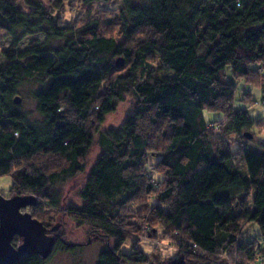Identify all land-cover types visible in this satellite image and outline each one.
<instances>
[{"label": "trees", "instance_id": "trees-1", "mask_svg": "<svg viewBox=\"0 0 264 264\" xmlns=\"http://www.w3.org/2000/svg\"><path fill=\"white\" fill-rule=\"evenodd\" d=\"M67 1L49 0L47 6L43 0H0V41H11L0 53V178H12L14 198L35 203L28 208L44 227L37 214L66 209L79 229L103 238L107 245L97 264H222L220 258L255 264L264 258V142L260 151L241 146L234 152L228 140L214 142L220 122L209 128L206 117L220 114L229 125L220 128L224 137L241 141L262 126L234 109L236 85L223 79L230 68L234 79L263 86L264 103V0H72L88 13L96 3L119 7L116 14L101 11L66 25L56 13ZM38 35L44 43L35 40L19 50ZM52 41L63 44L50 48ZM157 57L168 75L149 74L140 83ZM28 82L41 85L33 94L40 123L30 122L15 103ZM130 95L135 114L102 131ZM144 120L169 131L162 151L139 127ZM96 136L101 156L78 194L80 203L65 208L60 190L86 173ZM153 153L162 181L149 207L144 199L155 190L145 169ZM48 159L63 169L49 172ZM145 211L147 220L133 229ZM143 225L160 227L162 239L174 242L175 257L155 258L139 241L124 254ZM252 225L260 236L245 244L244 231ZM59 239L50 257L25 256L15 264H47L58 251L77 248ZM20 244L15 237L13 246Z\"/></svg>", "mask_w": 264, "mask_h": 264}, {"label": "rangeland", "instance_id": "rangeland-1", "mask_svg": "<svg viewBox=\"0 0 264 264\" xmlns=\"http://www.w3.org/2000/svg\"><path fill=\"white\" fill-rule=\"evenodd\" d=\"M44 3L49 6V0H43ZM57 2H62L63 0H56ZM20 7L26 10V7L23 3H21ZM117 2L115 3H107L100 4L96 3L89 8L90 13L87 10L81 9L79 6H76L72 3V0H68L63 8L56 13L57 16L63 20V24H77L79 19L87 20L95 19L99 12L105 13H114L118 8ZM35 40H40L41 43H44L46 38L44 35H38L35 37H27L20 45L19 50H24L27 48L31 42ZM63 44V42L52 41L49 45L50 48H58ZM11 41L1 39L0 41V53L1 51H7L10 48ZM156 62H152L150 69L140 78V83H144L147 76L149 74L152 75L153 78H164L168 75V73H164L160 71V61L159 58L155 59ZM1 62V59H0ZM260 72V71H259ZM225 77L223 79L226 83H233L236 85V94L233 107L236 111H246L250 118L256 123L262 124L261 128L255 125L254 129L251 130L248 134L253 136V140L247 139L246 141H241L237 136L232 135L228 136V138L224 137V134L220 131V128L223 126L224 130L229 128V125H224L225 120L220 114H207V122L209 123V128H212V124L214 122H220L219 125H216V131L212 138L214 142H218L219 144L225 145V141L228 140V143L231 144V150L237 151L241 146H248L255 151H260L259 143L264 142V103H263V86L261 87H253L245 83L243 80H236L231 75L230 68H227L225 71ZM41 89V85L37 82H28L21 89L20 94L17 96L16 105L20 107V111L24 113L30 122L32 123H40L42 121V117L37 110V105L34 100L33 94L35 91ZM250 95V96H249ZM252 100V103L244 102L245 97ZM135 98L130 95L127 96L126 101L121 103L118 106V109L113 114L107 116L104 124L101 126L102 131H107L110 129H115L121 127L127 118L133 116L136 111V102ZM163 124L158 126L151 125L147 120L140 122L139 127L143 129V132H147V135L150 138V143L153 147H155L156 151H162L163 148L167 144V137L169 135V131L163 128ZM167 129V128H166ZM164 133V137L162 136ZM155 151V152H156ZM102 149L98 144V136L95 138V142L93 147L89 150L87 155L86 162V173L83 175H79L74 179L67 180L62 186L60 192L63 199V205L65 208H69L73 203L79 204L78 194L80 190L85 185V181L87 179L88 174L90 173L92 167L95 165L97 159L101 156ZM158 155L153 153L150 156V165L145 169V175L148 176L153 182V189L155 190L153 195L149 197H145L144 202L146 206L153 207L155 205L156 193L159 191L160 187L157 182H161L162 178L156 174V166L158 163ZM48 165L49 172H58L63 169L64 164L58 161L57 159H48L46 162ZM154 179V180H153ZM13 184V180L10 176L0 178V197L10 200L14 198V194L10 192L11 186ZM143 208H145L143 206ZM147 209V208H145ZM22 213H28L33 215V210L31 208H27L26 210H22ZM70 214L66 209L64 210H52V209H44L40 214H37L36 217H39L44 221L46 225V229L49 231H56L54 235L50 237L60 241L64 240L68 245L76 246L77 248L73 252L67 251H58L55 253L47 264H97L98 256L101 251L106 247V242L103 238H97L95 236H89V228L79 229L73 221L69 218ZM147 212L142 213V218L139 216L134 220V228L141 227L142 223L147 220ZM88 232V233H87ZM149 232H153V235L160 238L152 240L150 239ZM48 233V231H47ZM260 236V231L258 226L252 225L249 226L244 231V242L245 244H249L253 242L252 238H256ZM155 237V238H156ZM163 233L160 227L157 225L154 229H152L149 225L141 228L140 233L134 240H129L122 248V252L124 254H130L132 252L133 242L139 241L142 251L153 256L159 257L160 255L175 257L176 255V246L173 241L170 239H162ZM20 239V238H18ZM21 241V240H20ZM51 256V255H50ZM49 256V257H50ZM220 263L222 264H231L229 258H220Z\"/></svg>", "mask_w": 264, "mask_h": 264}, {"label": "water", "instance_id": "water-1", "mask_svg": "<svg viewBox=\"0 0 264 264\" xmlns=\"http://www.w3.org/2000/svg\"><path fill=\"white\" fill-rule=\"evenodd\" d=\"M117 65L123 66L122 63ZM244 137L253 139L248 133ZM33 204L28 198L6 200L0 197V264H15L23 257L32 255L46 259L52 254L56 240L48 236L42 223L34 220L30 214L21 212ZM15 237L24 240L22 246H13Z\"/></svg>", "mask_w": 264, "mask_h": 264}, {"label": "built area", "instance_id": "built-area-1", "mask_svg": "<svg viewBox=\"0 0 264 264\" xmlns=\"http://www.w3.org/2000/svg\"><path fill=\"white\" fill-rule=\"evenodd\" d=\"M255 264H264V258L263 257H259L257 260H256V263Z\"/></svg>", "mask_w": 264, "mask_h": 264}, {"label": "flooded vegetation", "instance_id": "flooded-vegetation-1", "mask_svg": "<svg viewBox=\"0 0 264 264\" xmlns=\"http://www.w3.org/2000/svg\"><path fill=\"white\" fill-rule=\"evenodd\" d=\"M26 209H27V208H26ZM26 209H22V210H26ZM22 210H21V211H22ZM50 233H51V232H48V233H47L48 236H51ZM18 238H19V237H18ZM19 240H21V244H20L19 246H22L23 243H24V240H23L22 238H20ZM19 246H18V247H19ZM18 247H17V248H18Z\"/></svg>", "mask_w": 264, "mask_h": 264}]
</instances>
